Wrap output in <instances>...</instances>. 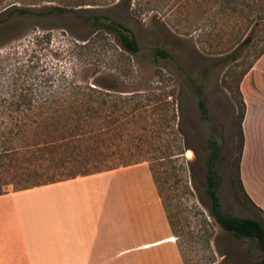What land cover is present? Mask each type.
<instances>
[{
    "label": "rangeland",
    "instance_id": "374dc122",
    "mask_svg": "<svg viewBox=\"0 0 264 264\" xmlns=\"http://www.w3.org/2000/svg\"><path fill=\"white\" fill-rule=\"evenodd\" d=\"M29 1L53 5L80 0ZM86 1L83 8L113 15L108 10L119 0ZM124 14L139 44L135 54L74 14L32 18L18 30L27 33L20 48L38 66L36 72L56 73L51 91L62 86L58 92L76 93L70 85L97 82L112 95L110 159L96 150L87 157L92 166L79 174L144 164L148 168L117 177L143 176L150 169L176 237L171 241L177 240L184 264H259L254 241L235 239L210 216L205 173L208 141H215L220 146L214 170L220 177L222 212L261 218L243 202L235 168L241 86L250 69L243 73L264 54L256 59L264 47V30L255 32L252 45L242 42L264 15V0H130ZM34 166L21 157L0 160V193L46 183Z\"/></svg>",
    "mask_w": 264,
    "mask_h": 264
},
{
    "label": "crops",
    "instance_id": "0c3cea01",
    "mask_svg": "<svg viewBox=\"0 0 264 264\" xmlns=\"http://www.w3.org/2000/svg\"><path fill=\"white\" fill-rule=\"evenodd\" d=\"M263 66L264 54L241 86V182L264 213ZM141 167L0 195V264H184L150 169L117 177Z\"/></svg>",
    "mask_w": 264,
    "mask_h": 264
},
{
    "label": "trees",
    "instance_id": "16d2710c",
    "mask_svg": "<svg viewBox=\"0 0 264 264\" xmlns=\"http://www.w3.org/2000/svg\"><path fill=\"white\" fill-rule=\"evenodd\" d=\"M10 1L0 0V160L11 157L16 161L21 157L35 164L36 168H33L40 170L38 176L47 180L40 185L88 175L79 173L82 170L86 172V166H92V163H87V157H92L96 150L103 152V158L110 159L108 150L112 146L113 127L109 103L112 95L102 91L100 88L103 86L97 82L95 86L70 85L76 93L58 92L62 86L51 91L56 73L36 72L38 66L31 65L26 58L28 51L20 48L27 33L20 34L18 30L32 18L42 20L74 14L86 19L91 28L112 34L122 50L135 54L140 50L138 41L124 23L126 4L130 0H119L108 10L109 13L114 12L113 15L95 8H83L89 5L86 0L53 5H38L36 1L29 0ZM257 30H264V15L258 16L242 46L254 43ZM158 52L162 54V51ZM263 53L264 47L256 59ZM241 101L242 110L237 122L236 182L243 202L257 211L261 218H239L222 212L218 196L220 177L214 170L220 146L215 141H208L210 154L206 160L205 192L209 199V214L218 226L237 240L254 241L260 251L259 264H264V213L246 195L240 179L245 114V104ZM198 105L206 115L204 101L199 100Z\"/></svg>",
    "mask_w": 264,
    "mask_h": 264
}]
</instances>
